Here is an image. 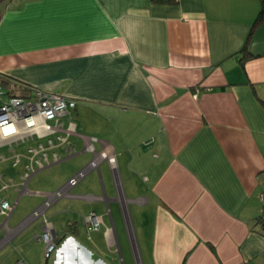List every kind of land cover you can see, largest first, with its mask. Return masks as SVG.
<instances>
[{
    "label": "crops",
    "instance_id": "crops-1",
    "mask_svg": "<svg viewBox=\"0 0 264 264\" xmlns=\"http://www.w3.org/2000/svg\"><path fill=\"white\" fill-rule=\"evenodd\" d=\"M260 8V0L0 1V81L14 93L35 86L73 98L67 139L79 143L73 155L90 156L78 166L93 158L84 139L112 158L99 162L106 182L97 169L100 183L71 193L75 201L47 224L25 231L34 219L6 227L13 210L5 216L0 264H264ZM54 143L49 158L63 145ZM110 202L123 212L122 245ZM90 211L103 224L87 232L80 217ZM46 227L57 241L47 258L37 237Z\"/></svg>",
    "mask_w": 264,
    "mask_h": 264
},
{
    "label": "built area",
    "instance_id": "built-area-1",
    "mask_svg": "<svg viewBox=\"0 0 264 264\" xmlns=\"http://www.w3.org/2000/svg\"><path fill=\"white\" fill-rule=\"evenodd\" d=\"M7 88L0 81V146H10L13 143L25 142L35 138L45 139L46 144L39 142L36 146L27 147L23 153H15L11 149L13 153L10 157L12 159L11 163L16 166L23 160V173L21 175L22 182L19 184L15 183L13 178L4 179L0 174V215L6 217L12 212L16 200L11 204L4 195H1V192H8L11 187L19 192L26 190V183L35 172L52 162L60 160V156L55 151L51 152V158H49L48 150L55 147V143L50 136L54 135L59 142L58 144L66 143V152L70 150L67 135L74 132L72 110L76 105L73 98L41 87H30L22 93H14ZM66 119H68V123L65 126ZM62 131L66 135L59 134ZM93 139L95 138L84 139V146L87 150L93 152V158L70 176L60 188L47 193L43 202L33 209L18 227H22L34 218L43 215L46 208L60 196H72L69 190L91 169H99L101 159L112 160L105 151L96 152L92 144ZM6 159L5 156L0 155V161ZM18 185H22V188L19 189ZM259 197L261 208L257 219L264 228V192H261ZM43 221L47 224L46 218H43ZM81 222L87 232L98 230L103 224L100 215L93 211L82 215ZM37 237L44 242V256L49 257L56 247L51 229L46 227Z\"/></svg>",
    "mask_w": 264,
    "mask_h": 264
},
{
    "label": "rangeland",
    "instance_id": "rangeland-1",
    "mask_svg": "<svg viewBox=\"0 0 264 264\" xmlns=\"http://www.w3.org/2000/svg\"><path fill=\"white\" fill-rule=\"evenodd\" d=\"M50 138L53 139L54 142L56 141L54 136H50ZM29 141L18 142L16 144L13 143L10 146L9 145L0 146V155L5 156V158L8 157L6 160L0 161V174H2L4 179H7L8 177H12L15 183L22 182L21 175L23 173V166H22L23 160L20 163H18V165L13 166L11 163L12 159L10 158L13 155L11 149H13L15 153H23L25 152V148L29 145L35 146L38 141L46 142L45 139H35L32 140L31 142ZM74 141H76L75 138H71V137L68 138V144L70 145V150L68 152L65 151L67 145L66 143H64L60 147H56L54 150L58 152V154L62 157V159L60 157V161L40 169L28 179L26 183V189H28L29 191H37L38 193H33V192L20 193L18 191H14L12 187L9 189L8 192H1V195H5L10 203H13L18 196V200L15 205V208L13 209L11 216L8 218V220L5 223L6 227H13L17 222L22 220V218L28 215L40 202H42L45 199L46 192L48 193L54 192L70 175L72 176L74 173H76L79 170L80 167L78 166V164H80L82 161L84 163L87 162V160L90 158L89 155L87 154L73 155V152H75V150H77L79 147V143H77L78 145L76 144L75 148L73 147L72 143ZM99 169L101 170L100 173L102 174L101 176V178L103 179L102 181L106 182V172H105L106 169L104 164H101ZM94 182L100 183V177L97 168L91 169L77 183L75 187L69 190V193L70 194L74 192L83 193L87 188H90L91 184H94ZM18 188L21 189L22 185H18ZM69 197L70 196H60L58 199H56L49 207L46 208L43 215L34 218L33 222L30 224L28 228H26L25 231L33 229L34 226L36 227L37 223L39 222L41 223L43 221V218L51 219V217H53L52 216L53 212H55L57 208H59V206L62 207L66 204L73 203V201H75ZM78 205L80 206V208L88 207V205L84 203ZM109 209L111 210V215L114 221L115 229L117 231L120 244L122 245L124 236H127V232H125L126 227L124 225L123 212L122 210L119 211L116 208L115 204L111 202L109 203ZM127 210L129 211V219L131 221V226L133 227V231L138 236L139 231H137V227H136L135 210L131 205L128 206ZM4 218L5 216L0 215V222H2ZM104 219L107 220L109 225L111 224L108 216H105ZM4 229L5 228L3 227V230ZM3 230L2 229L0 230V236ZM35 232L36 231H34L33 234ZM12 245L13 243H11V245L9 243L8 245L4 246L2 251L11 249Z\"/></svg>",
    "mask_w": 264,
    "mask_h": 264
},
{
    "label": "trees",
    "instance_id": "trees-1",
    "mask_svg": "<svg viewBox=\"0 0 264 264\" xmlns=\"http://www.w3.org/2000/svg\"><path fill=\"white\" fill-rule=\"evenodd\" d=\"M167 1H173V0H167ZM260 2H261V8H260V11H259L256 19L253 22V26L264 21V0H260ZM54 241H55V239H54ZM56 242L57 241H55V245H56Z\"/></svg>",
    "mask_w": 264,
    "mask_h": 264
}]
</instances>
